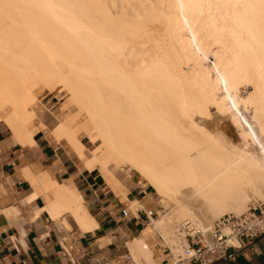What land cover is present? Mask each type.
I'll use <instances>...</instances> for the list:
<instances>
[{
  "label": "bare ground",
  "instance_id": "1",
  "mask_svg": "<svg viewBox=\"0 0 264 264\" xmlns=\"http://www.w3.org/2000/svg\"><path fill=\"white\" fill-rule=\"evenodd\" d=\"M55 89L67 96L56 141L122 198L116 173L130 168L172 202L158 231L186 219L206 228L199 213H241L264 197V0H0V123L20 145L37 140L28 105ZM212 109L231 116L241 145L207 127ZM24 172L28 199L52 196L53 219L97 225L74 185ZM129 246L154 264L144 239Z\"/></svg>",
  "mask_w": 264,
  "mask_h": 264
},
{
  "label": "crops",
  "instance_id": "2",
  "mask_svg": "<svg viewBox=\"0 0 264 264\" xmlns=\"http://www.w3.org/2000/svg\"><path fill=\"white\" fill-rule=\"evenodd\" d=\"M7 130L0 123V264H149L144 259L137 261L130 250L137 238L150 246L154 264H170L171 255L161 238L164 235L152 227L153 216L145 215L156 209L149 185L131 186L129 200L124 199L97 170L81 167L45 131L33 134L36 144L23 146ZM28 168L35 176L48 172L51 179L74 185L97 225L83 230L67 213L53 219L44 208L52 200L47 191L28 199L36 192L24 174ZM134 198L140 203L136 211L130 203ZM13 208L17 211H9ZM126 208L129 217L123 215ZM228 264H264V237Z\"/></svg>",
  "mask_w": 264,
  "mask_h": 264
},
{
  "label": "built area",
  "instance_id": "3",
  "mask_svg": "<svg viewBox=\"0 0 264 264\" xmlns=\"http://www.w3.org/2000/svg\"><path fill=\"white\" fill-rule=\"evenodd\" d=\"M123 215L129 217L130 210L124 209ZM145 215L150 218L154 211H145ZM262 237L264 199L250 204L241 213H226L206 228H196L193 221L186 219L170 241L161 235L171 255L170 264H228L236 260L240 251Z\"/></svg>",
  "mask_w": 264,
  "mask_h": 264
},
{
  "label": "rangeland",
  "instance_id": "4",
  "mask_svg": "<svg viewBox=\"0 0 264 264\" xmlns=\"http://www.w3.org/2000/svg\"><path fill=\"white\" fill-rule=\"evenodd\" d=\"M151 45L149 44L147 47H145V46L142 47V44H141V47H140V45H137V48L140 47V49L142 48L143 51L150 52V51H152L151 47L153 46V45L152 46ZM138 49H137V51H140ZM210 58H211V60H215V57L213 55H211ZM136 62L134 64H137ZM247 87H248V89H250L249 86H247ZM247 87L245 88V86H243L241 88V94L242 95H246V93L249 91L247 89ZM59 95H60V92H58L56 89L54 91H51V92L46 90L45 92L41 93V95L39 96L41 102L34 100V102L32 101L31 104L28 105L30 113H31V111H33V114L35 116V117L33 116L32 121H31V124H32L31 130L37 131V129H39V128L42 129L43 131L46 132V134H48V136H50L52 138V140L56 144H59V143L56 141V138L53 136L52 131H54L60 125V123H59V121L55 120L54 115L56 114L57 118H61L62 114H60V112H58V107H60L61 104L63 102H65L67 99V96L65 95L64 92L62 93V95H63L62 97H59ZM50 110H51V112H50ZM7 112H9V110H7ZM211 113L212 114H211L210 118L207 119V123H206L207 127H209L211 130H217V129L222 130L233 142L241 145L242 141H241V138L239 136L238 128L233 123L231 116L221 114V113L217 112L216 109H212ZM4 114H6V112ZM251 115H252V113H246L247 117L245 119L247 121H249L250 124L252 122L251 125L253 126L254 122L252 121ZM211 117L213 119H211ZM250 119H251V121H250ZM244 125H245V127L248 126L247 128H249V125L246 122H244ZM7 132L9 133L8 130H7ZM11 138L15 143H17L12 136H11ZM82 141L87 146H92V145L88 144V139L86 137H82ZM60 142H61L60 145H62L70 155H73L74 160L75 161L77 160L78 164L81 167L85 168L84 159H81L79 157L77 152L69 145V143L66 140H62ZM17 144H19V143H17ZM88 151H89V149H88ZM88 151L86 152V154H88ZM86 157H87V155H85V158ZM116 175L118 177H120L121 181L129 187V190H130L131 186L136 185L137 183H139L140 185H144V186L149 185L147 183V181H145L143 178H141V176L136 171H134L130 168L122 170L121 172H117ZM151 188H152V196H153V199L156 203V209L154 210L153 219L150 220L152 222V225H153L152 227H154L155 224H153V223H155L156 220L160 219L162 216H164L168 212H170V210H172V208L174 207V204H172V202H170L169 200H167L163 197L157 196L155 194V192H156L155 189H153V187H151ZM262 199H264V197ZM251 203H253V202H249L246 209L249 207V205ZM139 205H140V203L137 204L136 208H138ZM203 214L204 213H202V214L199 213V215L205 219V222H204L205 224H211L215 219L218 218V217L216 218V217L209 215V213H206L207 215L206 214L203 215ZM182 221L183 220H181L180 222H177V223L175 222L176 223L175 226L172 225L173 228L171 227V224L169 226L167 225L168 227H170L172 229V230L168 229L170 231V232L168 231V233L166 231H161V230H159V231L163 232V233L166 232L167 234L164 233L166 235H164V234L163 235L168 240L171 237V235L173 234L174 229L177 228Z\"/></svg>",
  "mask_w": 264,
  "mask_h": 264
}]
</instances>
